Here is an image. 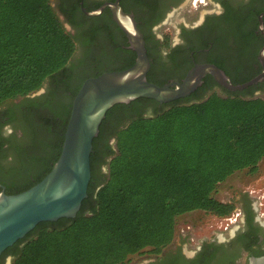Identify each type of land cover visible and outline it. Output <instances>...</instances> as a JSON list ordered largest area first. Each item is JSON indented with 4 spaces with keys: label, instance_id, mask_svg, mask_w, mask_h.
<instances>
[{
    "label": "trees",
    "instance_id": "trees-1",
    "mask_svg": "<svg viewBox=\"0 0 264 264\" xmlns=\"http://www.w3.org/2000/svg\"><path fill=\"white\" fill-rule=\"evenodd\" d=\"M75 51L76 39L50 0H0V107L41 90L68 69ZM72 103L58 126L48 123L59 140L52 164L24 189L8 187V195L50 173ZM151 105L156 110L144 112ZM263 160L262 98L226 92L193 104L141 98L116 105L93 142L88 197L77 217L39 224L0 261L12 256V264H127L136 255H161L175 241L178 217L196 211L230 217L237 202L219 201V186L238 172H258ZM101 165L108 167L102 179ZM203 253L189 263L198 264Z\"/></svg>",
    "mask_w": 264,
    "mask_h": 264
},
{
    "label": "flooded vegetation",
    "instance_id": "flooded-vegetation-1",
    "mask_svg": "<svg viewBox=\"0 0 264 264\" xmlns=\"http://www.w3.org/2000/svg\"><path fill=\"white\" fill-rule=\"evenodd\" d=\"M50 1L76 39V51L68 69L48 79L41 90L0 107V192L6 194L8 187L18 191L35 183L47 162L52 164L59 140L48 123L58 126L74 101V92L90 78L132 67L137 58L114 11L105 6L116 0ZM120 7L134 18L144 37L151 62L147 78L157 86L183 84L197 66H216L234 85L248 83L264 71V34L260 30L264 0H121ZM167 26L175 31L169 38L163 33ZM226 92L231 91L206 74L190 96L174 102L193 104ZM231 93L262 95L264 81ZM143 110L151 114L156 108L151 105ZM100 173L102 179L108 167L101 165ZM239 206L241 218L226 232L187 249L186 238H180L161 255L142 254L145 260L139 264H190L203 252L198 264H250L252 258L264 256L260 203L247 192ZM209 244L212 247H206ZM12 263V256L0 261Z\"/></svg>",
    "mask_w": 264,
    "mask_h": 264
},
{
    "label": "water",
    "instance_id": "water-1",
    "mask_svg": "<svg viewBox=\"0 0 264 264\" xmlns=\"http://www.w3.org/2000/svg\"><path fill=\"white\" fill-rule=\"evenodd\" d=\"M120 1L108 3L137 54L135 64L122 71L106 72L86 80L74 98L62 152L49 174L30 189L15 195L0 192V256L24 239L39 224L75 219L88 197L92 178L91 155L102 122L114 106L145 98L169 104L191 95L206 74L228 91L240 92L264 81L263 73L245 84H232L216 66L195 67L183 84L157 86L148 81L151 62L141 31ZM99 13V12H98ZM260 30L264 34L261 19ZM264 60V49L261 53ZM175 87V88H174ZM250 264H264V256Z\"/></svg>",
    "mask_w": 264,
    "mask_h": 264
},
{
    "label": "rangeland",
    "instance_id": "rangeland-1",
    "mask_svg": "<svg viewBox=\"0 0 264 264\" xmlns=\"http://www.w3.org/2000/svg\"><path fill=\"white\" fill-rule=\"evenodd\" d=\"M163 33L168 37L173 36L175 31L171 26H167L163 30ZM256 97L264 99V94ZM115 142V140L112 142L114 146ZM251 191H254V196L258 198L261 209L260 217L264 220V160L260 163L258 172L250 173L246 170L230 177L225 183L219 186L215 197L224 203L237 202V208H240L239 200L247 192ZM227 223L224 219L217 218L202 211L188 213L177 218L175 240L178 241L180 238H186L185 249L192 248L198 246L204 240H210L224 233ZM131 260L134 264H139L145 258L141 255H136L131 257Z\"/></svg>",
    "mask_w": 264,
    "mask_h": 264
},
{
    "label": "built area",
    "instance_id": "built-area-1",
    "mask_svg": "<svg viewBox=\"0 0 264 264\" xmlns=\"http://www.w3.org/2000/svg\"><path fill=\"white\" fill-rule=\"evenodd\" d=\"M250 194L252 196H254L255 192L254 191H251ZM256 200L258 201V198H256ZM240 218H241V211H240L239 208H237L235 210V212L230 217L224 218V220H226L228 222L227 223V226L225 227V230L224 231L226 232L227 229H229L232 225L238 224Z\"/></svg>",
    "mask_w": 264,
    "mask_h": 264
}]
</instances>
